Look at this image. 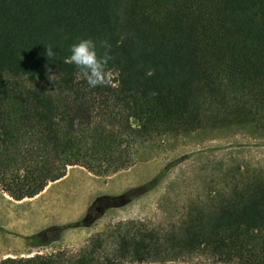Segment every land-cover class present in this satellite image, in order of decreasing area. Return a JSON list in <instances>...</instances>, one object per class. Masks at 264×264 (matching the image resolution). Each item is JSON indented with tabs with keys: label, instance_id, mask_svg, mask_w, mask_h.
<instances>
[{
	"label": "trees",
	"instance_id": "trees-1",
	"mask_svg": "<svg viewBox=\"0 0 264 264\" xmlns=\"http://www.w3.org/2000/svg\"><path fill=\"white\" fill-rule=\"evenodd\" d=\"M80 37L110 45L106 85L89 88L65 62ZM247 123L264 129V0H0V189L14 199L36 195L70 165L106 176L163 136ZM167 168L109 196L112 205L149 190ZM230 173L227 191L190 208L176 232L117 229L113 257L91 248L68 264L204 249L264 264V174ZM60 259L37 253L0 264Z\"/></svg>",
	"mask_w": 264,
	"mask_h": 264
},
{
	"label": "rangeland",
	"instance_id": "rangeland-1",
	"mask_svg": "<svg viewBox=\"0 0 264 264\" xmlns=\"http://www.w3.org/2000/svg\"><path fill=\"white\" fill-rule=\"evenodd\" d=\"M116 71L108 72L114 78ZM139 159L131 166L119 170V177L110 183L103 178L80 177L73 170L65 181L54 186L60 189V197L52 208L44 209L54 217L65 218L85 203L97 189L112 188L118 181L126 180L136 173L134 181L139 186L152 179L166 165L168 168L157 182L144 193L134 197L124 205H112L109 196L92 199L84 215L73 223L92 226V233L86 242L77 247H52L45 241L59 234L58 227L34 236V245L30 254L16 256L27 257L34 254H52L60 256V264H68L78 254L94 248V257H113L115 255V230L128 229L156 230L161 234L176 232L182 220L189 214L190 208L207 205L220 191H227L230 170L254 169L264 174V129L251 123L230 127H205L191 132L163 136L160 140L148 142L138 148ZM113 174V173H112ZM148 175V179L142 176ZM129 189V188H128ZM127 190V189H126ZM125 190V191H126ZM59 191V190H58ZM124 191V192H125ZM118 195L116 191H112ZM120 194V193H119ZM21 209L30 215L41 213V209L32 202L22 204ZM27 213V214H28ZM37 241V242H36ZM43 243V244H38ZM48 243V242H47ZM3 258H0V260ZM124 264H235L234 261H222L209 250L183 251L169 259H149Z\"/></svg>",
	"mask_w": 264,
	"mask_h": 264
},
{
	"label": "crops",
	"instance_id": "crops-1",
	"mask_svg": "<svg viewBox=\"0 0 264 264\" xmlns=\"http://www.w3.org/2000/svg\"><path fill=\"white\" fill-rule=\"evenodd\" d=\"M75 169L80 177L103 178L104 182L107 183H110L111 179L119 177L118 175L120 174L118 172L106 176H98L92 174L82 166L70 165L67 167L64 176L50 181L39 193L32 197L14 199L0 189V258L30 254V249L38 247L33 243L35 242L34 236L50 230L52 227H61L59 234L56 237L50 238L49 241H45L46 243L44 244H49L52 247H77L82 245L92 233V226H69V224H72L84 215L92 199L103 195H114L112 194L114 190L117 194L122 193L126 189L128 190V188L135 187L134 185L138 182L137 180L134 181V177L136 176V173H134L126 180L118 181L117 186L113 190L114 186L107 189H97L87 198L85 203H82V206L78 207L77 212L72 211L65 218L54 217V215L48 218V214L44 209L48 207L52 208L58 198H63L62 194H60V189L54 190V186L68 179L71 172ZM142 179H148V175L142 176ZM26 202L36 204L41 209V213L30 215L26 210L21 209L20 206Z\"/></svg>",
	"mask_w": 264,
	"mask_h": 264
},
{
	"label": "clouds",
	"instance_id": "clouds-1",
	"mask_svg": "<svg viewBox=\"0 0 264 264\" xmlns=\"http://www.w3.org/2000/svg\"><path fill=\"white\" fill-rule=\"evenodd\" d=\"M52 46L46 47V56L49 59L55 57ZM109 48L110 45L106 41L80 37L69 44L65 62L75 66L80 78L85 81L89 88L103 86L108 83L107 66L112 59L108 51ZM101 49L103 51H100ZM48 78L54 80L52 75H49Z\"/></svg>",
	"mask_w": 264,
	"mask_h": 264
},
{
	"label": "flooded vegetation",
	"instance_id": "flooded-vegetation-1",
	"mask_svg": "<svg viewBox=\"0 0 264 264\" xmlns=\"http://www.w3.org/2000/svg\"><path fill=\"white\" fill-rule=\"evenodd\" d=\"M98 199H100V198H98Z\"/></svg>",
	"mask_w": 264,
	"mask_h": 264
}]
</instances>
